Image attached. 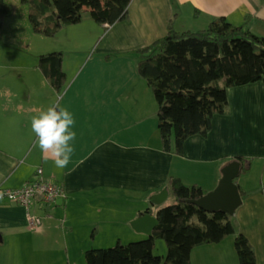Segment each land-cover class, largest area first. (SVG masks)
<instances>
[{
	"label": "crops",
	"instance_id": "0c3cea01",
	"mask_svg": "<svg viewBox=\"0 0 264 264\" xmlns=\"http://www.w3.org/2000/svg\"><path fill=\"white\" fill-rule=\"evenodd\" d=\"M219 17L264 36V0H132L129 17L110 26L86 17L97 33L93 37L82 24L68 26V51L63 50L68 79L61 91L37 62L5 55L15 62L8 65L5 85L0 84V187H20L42 167L68 197L48 206L53 216L34 232L22 206L0 199V264H86V250L98 242L150 235L155 226L139 222L149 214L156 217L165 206L171 177L207 193L237 156L244 158L239 176L257 161L264 165L263 81L229 87L227 112L214 116L208 135L188 138L180 154L164 149L157 101L137 67L135 50L166 36L170 26L198 31ZM56 102L73 115L77 134L64 169L45 159L31 129L32 117ZM166 187L168 197L155 204L152 197ZM245 190L233 219L253 245L257 264H264V181ZM28 247L34 257L18 258ZM73 248L79 249L77 258ZM191 259L192 264H240L235 235L196 246Z\"/></svg>",
	"mask_w": 264,
	"mask_h": 264
},
{
	"label": "trees",
	"instance_id": "16d2710c",
	"mask_svg": "<svg viewBox=\"0 0 264 264\" xmlns=\"http://www.w3.org/2000/svg\"><path fill=\"white\" fill-rule=\"evenodd\" d=\"M131 1L21 0L29 6L34 31L50 36L65 25L80 23L85 14L106 26L125 20ZM13 12V5L0 0V24ZM135 52L139 73L157 101L164 149L180 154L188 138L208 135L214 116L227 112L229 87L264 82V36L225 17L198 31H177L170 26L166 36ZM64 60L65 52L55 50L40 54L36 64L57 91L63 90L68 79ZM168 185L177 202L157 211L158 224L147 238L89 248L86 264H192L196 246L220 242L231 234L235 235L240 264H257L255 249L238 230L233 215L210 212L190 201L206 193L200 185H186L177 177H171ZM238 186L244 199L247 191ZM157 238L167 243L165 257L154 251Z\"/></svg>",
	"mask_w": 264,
	"mask_h": 264
},
{
	"label": "rangeland",
	"instance_id": "374dc122",
	"mask_svg": "<svg viewBox=\"0 0 264 264\" xmlns=\"http://www.w3.org/2000/svg\"><path fill=\"white\" fill-rule=\"evenodd\" d=\"M9 4L13 5L14 12L9 17L4 19L3 23L0 24V84L5 85V76L8 72V65L15 60H6L5 55L8 54V56L11 54H15V56H21L22 60L28 61L29 64H34L35 62L38 63V57L42 53H48L55 50H64L68 51L67 49V40L69 38V35L65 33L68 26L65 25L63 28L57 32L55 35H45L42 33H37L34 31L32 24L29 20V6L27 4H24L21 2V0H6ZM86 17H89L88 14L84 15L83 20L81 23L82 26H84L87 34L90 31V34H92V37L97 34L94 32L93 28L91 26L87 25V19ZM93 20V19H91ZM93 22H96L93 20ZM97 23V22H96ZM98 24V23H97ZM100 25V24H99ZM93 31V32H92ZM178 31V30H177ZM184 31V30H182ZM99 35V34H98ZM83 52L84 49H82ZM92 52V49H91ZM94 52V51H93ZM27 54V55H26ZM9 71L12 73L14 70L9 67ZM13 74V73H12ZM261 162H258L254 165V168L252 171L248 173H244L243 175L239 176L236 180L239 181V183L245 188V189H254L261 185V182L264 181V165H261ZM176 197L173 193L170 194V196L163 202L164 205H170L176 203ZM28 229L31 231H35V229L30 228L27 226ZM33 235H29V239ZM130 237L128 235H124L123 243H127L130 241ZM139 237V236H137ZM140 240V239H138ZM61 241L63 242L62 238ZM93 244L94 241H91ZM116 242H98V247H113L116 245ZM93 244H91V247H94ZM113 245V246H112ZM167 243L163 238H157L156 239V245H155V253L158 255H162L164 251L167 252ZM15 251H13L14 253ZM73 253V257L77 258V255L79 253V249L74 252V248L71 251ZM167 254L164 255V257ZM85 256V255H84ZM34 255H31V247L24 248L19 252L18 258L20 259H32Z\"/></svg>",
	"mask_w": 264,
	"mask_h": 264
},
{
	"label": "clouds",
	"instance_id": "9594fccd",
	"mask_svg": "<svg viewBox=\"0 0 264 264\" xmlns=\"http://www.w3.org/2000/svg\"><path fill=\"white\" fill-rule=\"evenodd\" d=\"M75 124L73 115L59 103H53L31 119V129L36 136L35 143L39 146L45 159H52L59 169H64L71 161L76 139L72 130ZM4 193L0 192V199ZM14 198V197H10Z\"/></svg>",
	"mask_w": 264,
	"mask_h": 264
},
{
	"label": "built area",
	"instance_id": "2783aa9c",
	"mask_svg": "<svg viewBox=\"0 0 264 264\" xmlns=\"http://www.w3.org/2000/svg\"><path fill=\"white\" fill-rule=\"evenodd\" d=\"M0 192L4 193L2 199L24 208L27 225L33 229L41 227L46 217L53 216L48 211L49 205L68 197L65 187L48 178L42 167H38L34 177L24 185L14 188L0 187Z\"/></svg>",
	"mask_w": 264,
	"mask_h": 264
},
{
	"label": "water",
	"instance_id": "95a60500",
	"mask_svg": "<svg viewBox=\"0 0 264 264\" xmlns=\"http://www.w3.org/2000/svg\"><path fill=\"white\" fill-rule=\"evenodd\" d=\"M241 172V161L238 159L231 161L223 168V175L219 180L218 185L213 190L205 193L198 199L190 201L210 212L223 211L233 215L237 208L243 203V198L239 186L235 181V179L241 174ZM168 194L169 190L166 187L159 193L155 194L151 200L155 204H161L168 197ZM61 202H63L62 199H59L57 201V203ZM145 223L149 224L148 229H152L158 224L157 217L149 214L139 222L140 225H143Z\"/></svg>",
	"mask_w": 264,
	"mask_h": 264
}]
</instances>
